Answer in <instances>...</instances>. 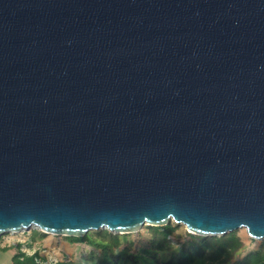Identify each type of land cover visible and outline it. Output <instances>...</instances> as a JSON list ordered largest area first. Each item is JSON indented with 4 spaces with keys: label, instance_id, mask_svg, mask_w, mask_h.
Listing matches in <instances>:
<instances>
[{
    "label": "water",
    "instance_id": "95a60500",
    "mask_svg": "<svg viewBox=\"0 0 264 264\" xmlns=\"http://www.w3.org/2000/svg\"><path fill=\"white\" fill-rule=\"evenodd\" d=\"M171 221L264 239V0H0V237Z\"/></svg>",
    "mask_w": 264,
    "mask_h": 264
},
{
    "label": "rangeland",
    "instance_id": "374dc122",
    "mask_svg": "<svg viewBox=\"0 0 264 264\" xmlns=\"http://www.w3.org/2000/svg\"><path fill=\"white\" fill-rule=\"evenodd\" d=\"M170 224L173 228L172 234L169 235L171 247L166 250H156L153 247L154 238L162 235L158 234L156 236V232L149 227L150 225L141 227L137 232L119 233L121 243L115 247L117 262L119 264H166L169 260L177 258L182 250L189 249V243L199 237V235L189 232L186 225L182 223L171 221ZM98 231H90L89 236L92 239H100L102 236ZM161 231L163 230L157 232ZM235 232L244 241L245 246L233 260L241 258L249 251L258 248L263 240L251 238L245 228H239ZM3 236L0 237V264H12V257L20 247L26 251H34L39 248L40 253L47 259L48 256L54 254L60 261L66 260L74 264H92V260H96L101 252L100 248L89 245L85 241H74L68 236L52 235L36 228L22 232L6 233ZM30 238L33 244H23L24 241Z\"/></svg>",
    "mask_w": 264,
    "mask_h": 264
},
{
    "label": "trees",
    "instance_id": "16d2710c",
    "mask_svg": "<svg viewBox=\"0 0 264 264\" xmlns=\"http://www.w3.org/2000/svg\"><path fill=\"white\" fill-rule=\"evenodd\" d=\"M149 227L154 229L156 236L158 234L162 235L154 238L153 247L156 250L169 249L171 247L169 235L173 232L171 224ZM160 230L163 231L157 232ZM98 233L102 236L100 239H92L89 232L80 237H68L78 242L85 241L89 245L101 249L97 259L92 260V264H119L115 259V247L120 245L121 235L111 233L107 229H99ZM189 245V249L182 250L177 258L169 260L166 264H264V239L258 248L249 251L241 258L233 260L245 246L244 241L235 231L229 232L225 236L206 237L199 235L198 239H193ZM39 259L44 260L45 257L41 256L38 250L29 254L20 247L12 257V264H42ZM58 264L74 263L62 260Z\"/></svg>",
    "mask_w": 264,
    "mask_h": 264
},
{
    "label": "built area",
    "instance_id": "2783aa9c",
    "mask_svg": "<svg viewBox=\"0 0 264 264\" xmlns=\"http://www.w3.org/2000/svg\"><path fill=\"white\" fill-rule=\"evenodd\" d=\"M3 237H5V236H3ZM33 244V241H32V239L30 238L29 240H26V241H24V243L23 244ZM32 246V245H31ZM23 251H26V250H24L23 248H21ZM39 251V248H37V249H35L34 251H26L27 253H29V254H32V253H34L35 251ZM39 253H40V251H39ZM40 255H41V253H40ZM42 256V255H41ZM39 261H41L42 262V264H58L59 263V258L56 256V255H54V254H52V255H50V256H48V259L47 258H45L44 260H40L39 259Z\"/></svg>",
    "mask_w": 264,
    "mask_h": 264
},
{
    "label": "crops",
    "instance_id": "0c3cea01",
    "mask_svg": "<svg viewBox=\"0 0 264 264\" xmlns=\"http://www.w3.org/2000/svg\"><path fill=\"white\" fill-rule=\"evenodd\" d=\"M42 255V254H41ZM43 256V255H42ZM44 257V256H43Z\"/></svg>",
    "mask_w": 264,
    "mask_h": 264
}]
</instances>
